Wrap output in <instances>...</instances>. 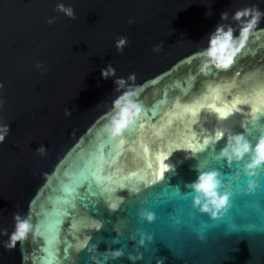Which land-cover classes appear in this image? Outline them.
<instances>
[{
	"label": "water",
	"instance_id": "1",
	"mask_svg": "<svg viewBox=\"0 0 264 264\" xmlns=\"http://www.w3.org/2000/svg\"><path fill=\"white\" fill-rule=\"evenodd\" d=\"M252 6L264 12V0H0V124L10 125L0 143V264H264V169L249 177L250 155H221L229 136L254 147L264 135V17L227 70L202 72L200 55L218 23L238 37L232 15ZM109 64L115 76L103 79ZM118 78L138 89L142 110L112 136L114 101L127 90H116ZM197 170L218 171L232 193L215 218L186 194ZM17 213L33 227L6 249Z\"/></svg>",
	"mask_w": 264,
	"mask_h": 264
},
{
	"label": "clouds",
	"instance_id": "2",
	"mask_svg": "<svg viewBox=\"0 0 264 264\" xmlns=\"http://www.w3.org/2000/svg\"><path fill=\"white\" fill-rule=\"evenodd\" d=\"M56 10L64 13L71 19H76L74 9L71 6L65 7L64 4L60 3L57 4ZM206 15H211V13L208 12ZM228 17L229 14L227 11L220 14L221 21L228 20ZM261 17H264V12H261L256 6L237 10L233 13L232 20L241 25L239 28V36L235 38L233 37L235 29L231 25L218 23L214 32L209 34L208 47L200 53V55L206 57L202 63L201 71L207 72L209 68L227 70L233 64L236 55L245 47L250 33L257 27ZM55 19V17L49 18L48 24L54 23ZM133 22L132 20L129 21V23ZM126 39V37L118 39L116 42L118 51H123ZM153 50L159 51L160 46H155ZM35 67L38 70L47 71L39 62ZM114 76L115 69L110 64L101 70V77L103 79ZM127 80L134 81L135 74H131ZM114 84L116 85L117 91L126 88L125 86L127 85V90L114 101L110 123L106 129L110 135L117 136L135 121L142 109L140 104L135 100V97L138 95L137 88L127 84L124 78L115 79ZM3 86V83L0 82V88H3ZM3 103L4 101L0 99V105ZM65 114L70 115L71 113L66 110ZM9 132L10 125L0 124V143L4 142ZM37 151L43 155L46 150L44 146H41ZM221 155L229 163L233 161L239 162L245 155H250V159L244 165L243 171L249 177H252L258 173V170L264 169V135L259 137L254 147L243 134L229 136L227 145ZM160 168L161 171H166L170 169V166L161 161ZM222 183L221 174L218 171L197 170V178L188 185L190 190L186 194L191 196L193 207L215 218L229 202V193L221 191ZM140 215L149 222L154 219V214L147 210L142 211ZM14 220L15 226L13 232L9 234L6 229L3 231V235L8 236V239L3 242L6 249H14L18 242L23 241L27 237L33 227L30 218L22 217L18 213L14 214ZM141 243H143V240ZM121 255H123L121 249H116L111 252L113 258ZM129 259L135 260L137 257L130 255ZM161 264H163L162 260Z\"/></svg>",
	"mask_w": 264,
	"mask_h": 264
},
{
	"label": "snow or ice",
	"instance_id": "3",
	"mask_svg": "<svg viewBox=\"0 0 264 264\" xmlns=\"http://www.w3.org/2000/svg\"><path fill=\"white\" fill-rule=\"evenodd\" d=\"M209 107H211V108H213L218 114H219V116L221 117V118H225V117H227L228 116V114H229V111H230V109H228V108H221V107H217L215 104H212V105H209ZM233 107H234V105H233ZM126 129V128H125ZM221 137L220 136H217V137H214V138H212V140L211 141H206L205 142V147L204 148H201L200 149V152H205L207 149H208V145L210 144L211 145V147L220 139ZM161 161H163V163L164 164H166L165 162H164V158L163 157H161ZM208 165V161H202L201 162V165H200V167H201V169H206V166ZM227 167L229 168V169H232L233 168V165H227ZM171 169V168H170ZM170 169H168V170H166V171H161V168H160V171H159V176L161 177V178H165V174L168 172V171H170ZM212 169H215V168H212ZM221 174V173H220ZM222 177V176H221ZM227 184H228V186L229 187H231L232 185H233V183H232V177H229L228 178V182H227ZM225 187V183H222V186H221V189L222 188H224ZM177 191H178V194L182 197V195H181V192H180V190L177 188ZM222 191V190H221ZM223 192H227V193H229V197L232 195V193L231 192H229V191H227V190H224ZM66 251V250H65Z\"/></svg>",
	"mask_w": 264,
	"mask_h": 264
}]
</instances>
